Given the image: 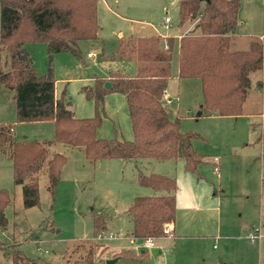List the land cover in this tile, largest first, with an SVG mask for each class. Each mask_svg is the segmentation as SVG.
Here are the masks:
<instances>
[{"label": "rangeland", "instance_id": "1", "mask_svg": "<svg viewBox=\"0 0 264 264\" xmlns=\"http://www.w3.org/2000/svg\"><path fill=\"white\" fill-rule=\"evenodd\" d=\"M240 1V37L234 39V47L247 48L249 40L255 39L263 44L264 58V0ZM166 17L171 19L169 25L165 24ZM98 19V40L81 41V57L71 51L53 54L55 94L66 92L77 117L95 114L94 99L87 97L84 86H94L95 79L108 76L110 71L137 73L136 60L111 57L120 37L170 35L177 39L179 32L195 24L179 23V0H98ZM26 48L37 72L46 73L50 64L47 44L28 42ZM90 52L96 56L89 58ZM178 68L175 48L171 64L174 77L168 82L173 103L169 105L165 96L164 103L171 108L173 118L180 117L181 131L193 134L192 147L206 163L193 172L184 169L182 157L94 161L86 157L83 146L54 142L47 144L46 161L57 152L67 157L55 195L48 189L45 163L39 173V203L26 207L22 185L13 178L12 160L0 147V188H8L12 194V202L5 209L8 226L0 230V264H13V245L38 262L106 264L112 258H118L115 264L134 262L127 256L119 257L125 250L140 253L130 237L133 224L127 209L135 196L155 193L138 183L140 172L175 178L181 200L189 190L206 194L192 217L187 215L190 208L180 204L182 218L193 219L198 231L206 236L191 232L197 236L171 237L177 241L178 257L185 254L186 258H197V264H264V143L257 141L264 133V68L251 74L252 88L238 116L199 115L203 101L201 80L178 79ZM259 82L263 87L258 91ZM103 109L98 136L112 139L118 135L119 139L132 140L126 95L109 91ZM9 124L16 139H54V122L19 121L12 92L0 86V126ZM198 182L203 187H196ZM258 226L262 237L253 242L247 234ZM142 249L151 253V249ZM151 258L159 256L151 253L150 264Z\"/></svg>", "mask_w": 264, "mask_h": 264}, {"label": "trees", "instance_id": "2", "mask_svg": "<svg viewBox=\"0 0 264 264\" xmlns=\"http://www.w3.org/2000/svg\"><path fill=\"white\" fill-rule=\"evenodd\" d=\"M240 0H179V23L194 22L193 28L180 38L179 77L199 78L203 101L201 115L238 116L252 88L251 74L263 67V44L255 39L247 49L234 48L239 24ZM0 86L12 92L18 120L54 122V139H16L12 125L0 126V147L13 163V178L22 185L24 205L39 203V173L47 163L48 189L53 197L67 161L62 153L48 159L47 144L61 142L83 146L88 159H170L182 157L186 171L197 172L206 163L192 147L193 134L182 132L180 117H172L164 103L171 64L174 37L153 35L120 38L111 57L136 60L135 75L111 71L108 80L95 79L94 86H84L87 97L94 99L95 114L77 117L71 100L63 91L56 96L53 54L71 51L81 57L79 44L98 39L101 24L98 0H0ZM28 42H45L49 68L39 74L27 51ZM257 90L263 87L257 84ZM124 93L134 132L132 140L101 138L97 131L103 123V103L109 91ZM264 143V133L257 138ZM46 161V162H45ZM201 178L200 176H198ZM138 183L166 194L135 196L127 209L134 238L169 236L177 220V180L159 173L140 172ZM12 202L8 188H0V230L7 229L5 209ZM148 250L119 253L132 263L150 264ZM55 264L38 262L13 245V264ZM92 264V263H90Z\"/></svg>", "mask_w": 264, "mask_h": 264}, {"label": "crops", "instance_id": "3", "mask_svg": "<svg viewBox=\"0 0 264 264\" xmlns=\"http://www.w3.org/2000/svg\"><path fill=\"white\" fill-rule=\"evenodd\" d=\"M165 24H166V22H165ZM239 25H240V23L238 24V27H239ZM192 27L190 25L187 28H185L182 32H179V36L177 37V39L174 36V39H175L174 50L176 48L177 56H178V52H179L180 38L182 37L183 34L187 33L190 29H192ZM238 27H237V31H236V37H238V39H239L240 36H238L239 35ZM133 37L134 36H132L130 38H133ZM162 37H164V44H165L164 46H166V38L170 37V35L169 36H162ZM120 38H123V37H120ZM248 47H249V43H248ZM234 48H238L239 49L240 46L238 45V46H236ZM247 48H243V49H247ZM174 50H173V52H174ZM90 53H92V52H90ZM88 54H87V56H88ZM93 54H94L93 56H88V57L89 58L95 57L96 54L95 53H93ZM178 66H179V59H178ZM110 72H109L108 76H103V77H100V78H105V79L109 78ZM178 73H179V68H178V72H177V78L178 79H183V78L179 77ZM172 77H174L173 74H172ZM167 94L169 95L168 87H167ZM215 167H217V165L214 166V170H215ZM218 171H216V172H218ZM198 179H200V178L198 177ZM199 186L203 187L202 184H200V182H198L196 187H199ZM154 192L155 193L153 195L157 194L156 192H158V191L154 190ZM164 194H166V192ZM158 195H161V194H158ZM212 195L216 196L217 194L214 192V194H212ZM176 196H177V220H176V223L174 225L170 226L171 229H172V232H171V234L169 236L159 237V238H155L154 239V247L152 249H155L156 256L157 257L159 256V258H151L152 259L151 260L152 264H197L196 263L197 262V260H196L197 258H193V257L186 258L185 254H182V255H180V257H178V255L176 253L177 241L175 239L171 238V237H178L179 239H181V237L184 238V237L197 236V235H192L193 233H191V232H198V233H195V234H199L200 233L198 231L199 230V226H198V224L195 221H193V219L189 220V219L182 218L183 213L180 214V204L182 206L183 205L186 206L187 209L190 208V210L188 209L189 211H188L187 215L188 216L191 215L190 217H192L194 215V211L193 210L194 209L196 210V209L199 208L200 201L202 200V198L206 197V194L204 192L197 193L194 190H189L188 192L187 191L185 192V196H184V198L182 200L180 199L179 192H178V194L176 193ZM180 200H181V202H180ZM203 228H205V227H203ZM251 231H252V229L249 230L248 232H251ZM201 232H206V231H201ZM200 234H202L201 236H206V234H204V233H200ZM130 235H131V233H130ZM130 237H131V240L133 242H136L137 248L135 250H139L140 252H142L144 250V249H142V247L143 246L145 247V240L143 238H134L132 236H130ZM162 240H164L165 242H163V243L160 242ZM171 240H172V244L169 243V241H171ZM138 241H139V243H137ZM166 241H168V242H166ZM140 249H142V250H140ZM152 249L150 251H152ZM171 249L173 251H175L173 254H171L172 253ZM152 255H154V254H152ZM177 258H180V259L178 260Z\"/></svg>", "mask_w": 264, "mask_h": 264}, {"label": "built area", "instance_id": "4", "mask_svg": "<svg viewBox=\"0 0 264 264\" xmlns=\"http://www.w3.org/2000/svg\"><path fill=\"white\" fill-rule=\"evenodd\" d=\"M165 21H166V24L168 25V24L171 22L170 17H166V18H165ZM93 55H94L93 53H89V54H88V56H93ZM263 63H264V62H263ZM263 68H264V66H263ZM164 96H165V98H167V99H166V102H167L169 105H171L172 102H173L172 98L169 97V95L167 94V92L165 93ZM215 170L218 171L219 168H218V167H215ZM167 229L170 230L171 227H167ZM111 235H112V234H111ZM247 237H248L249 239H251L253 242H256V241L260 240L261 237H262L261 226H258V227H256L253 231L249 232L248 235H247ZM153 247H154V239H153V238H147V239H145V248H147V249H152Z\"/></svg>", "mask_w": 264, "mask_h": 264}, {"label": "water", "instance_id": "5", "mask_svg": "<svg viewBox=\"0 0 264 264\" xmlns=\"http://www.w3.org/2000/svg\"><path fill=\"white\" fill-rule=\"evenodd\" d=\"M105 86L107 88H111L112 87V83L109 80H107L105 82ZM199 115H201V111L199 112ZM151 253L154 254V255H156L155 249H152ZM117 261H118V258L107 259L106 260V264H115Z\"/></svg>", "mask_w": 264, "mask_h": 264}]
</instances>
